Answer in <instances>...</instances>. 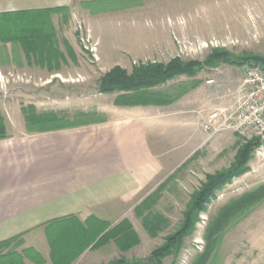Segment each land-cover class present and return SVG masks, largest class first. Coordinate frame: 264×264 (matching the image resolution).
Returning <instances> with one entry per match:
<instances>
[{"label": "rangeland", "instance_id": "rangeland-1", "mask_svg": "<svg viewBox=\"0 0 264 264\" xmlns=\"http://www.w3.org/2000/svg\"><path fill=\"white\" fill-rule=\"evenodd\" d=\"M83 3L74 1L70 7H62L69 8V13L51 15L52 25L49 26L56 35L58 51L66 58L64 63L58 60L59 67L50 69L46 60L34 57L28 60L20 46L16 49L12 44L5 46L0 42V112L13 135L28 132L22 109L31 106L39 114L56 112L66 114L71 120L79 113L93 114L97 120L106 119L115 107L117 94H101L99 81L116 66L130 73L139 63H167L178 56L185 61L204 62L215 49L226 50L236 58L247 55L264 58V0H100ZM131 5L133 7H127ZM113 8L118 9L112 11ZM78 20L91 29L99 43L100 61L95 62L80 42L76 28ZM95 34L101 36L102 42ZM195 43H209L210 46L200 50ZM239 67L225 64L206 68L197 76L206 80L217 73L226 81L231 80L227 88L230 102L220 107H227L237 99L241 80ZM191 83L192 78L181 77L161 89L174 92ZM237 135L226 132L208 142L212 145L204 150L199 165H188L182 171L181 182L157 209L169 221L164 231L154 238L141 228L143 245L127 257L115 260L123 258L138 264L147 261L152 250L179 228L191 195L206 181V175L229 167L241 143L258 139L252 135L246 138ZM259 141L262 143L261 139ZM250 167L247 174L234 179L218 193L208 211L200 216L194 234L184 240L178 259L170 256L163 264H193L196 261L205 250L204 234L210 220L231 200L264 185V161L256 152ZM109 258L112 255H106L103 260ZM207 264H264V201L226 230Z\"/></svg>", "mask_w": 264, "mask_h": 264}, {"label": "crops", "instance_id": "crops-1", "mask_svg": "<svg viewBox=\"0 0 264 264\" xmlns=\"http://www.w3.org/2000/svg\"><path fill=\"white\" fill-rule=\"evenodd\" d=\"M74 1L100 0H0V14L59 9ZM231 84L217 73L192 78L168 106L114 105L103 121L76 128L15 136L7 127L9 137L0 140V244H10L2 254L9 252L13 261L23 257L22 264H108L142 246L151 197L162 188L154 210L165 216L157 210L161 202L212 145L202 124L230 102ZM125 220L137 232L138 246L122 252L111 241L93 248ZM106 255L112 258L103 260Z\"/></svg>", "mask_w": 264, "mask_h": 264}, {"label": "trees", "instance_id": "trees-1", "mask_svg": "<svg viewBox=\"0 0 264 264\" xmlns=\"http://www.w3.org/2000/svg\"><path fill=\"white\" fill-rule=\"evenodd\" d=\"M83 4L85 3L82 2ZM127 7H133V5ZM118 8L123 9L124 7ZM118 8H113L112 11ZM59 12L67 14L70 9L59 8L46 11L0 14V42L5 46L12 44L13 48L16 49L20 46L28 60L34 57L43 61L46 60L50 69L53 66L59 67L58 60L64 63L66 58L58 51L55 42L56 35L51 30L52 26H49L52 25L51 15ZM103 12H107V10ZM54 54L59 57L56 58ZM52 61L55 62V65H52ZM249 63L264 66V58L252 55L236 58L226 50L215 49L204 62L185 61L178 56L167 63H139L133 67L130 73L126 69L116 66L101 77L99 92L104 95L117 94L114 105L118 107L168 106L182 96L188 88L179 87L174 92L162 90L161 87L169 82L180 77L196 78L199 74L205 72L206 68H217L225 64L243 66ZM22 112L26 120L28 133L58 131L103 121V119L97 120L96 116L90 113L76 114L73 120L65 116L66 114L60 115L56 112L39 114L34 106L28 109L23 108ZM8 137L5 118L0 112V140ZM259 145L261 143L258 139L241 143L229 167L214 174H207L206 181L191 195L179 228L168 235L161 246L151 252L146 262L139 264H163V261L170 256H173L175 260L178 259L184 246V240L194 234L200 216L208 211V206L217 198L218 193L231 184L234 179L240 178L250 171V162L253 160ZM161 191L162 188L151 197L149 202L150 213L143 219L144 228L154 238L160 232H163L169 224L165 216L154 210V206L161 196ZM263 201L264 185H261L257 189L231 200L222 207L217 215L210 220L204 234L205 250L198 255L193 264H207L217 247L218 241L226 230L248 216ZM144 213L145 211L142 210L140 215ZM111 241H114L122 252H127L141 243L132 224L126 220L105 232L93 248H100ZM9 244V241L0 244V264H22L23 257H20L18 261H13L9 252L6 255L2 254L3 249ZM108 264L138 263L122 258L113 260Z\"/></svg>", "mask_w": 264, "mask_h": 264}, {"label": "built area", "instance_id": "built-area-1", "mask_svg": "<svg viewBox=\"0 0 264 264\" xmlns=\"http://www.w3.org/2000/svg\"><path fill=\"white\" fill-rule=\"evenodd\" d=\"M76 28L85 50L95 62L100 61L99 43L94 39L91 29L80 20L77 21ZM210 44L214 46L213 43ZM195 46L202 50L210 45L200 43ZM214 83L215 80L208 81L209 85ZM202 129L208 140L226 132L238 134L243 138L252 135L261 139L262 143L256 154L264 161V66H243V78L237 90V99L227 107L213 110L202 124Z\"/></svg>", "mask_w": 264, "mask_h": 264}, {"label": "bare ground", "instance_id": "bare-ground-1", "mask_svg": "<svg viewBox=\"0 0 264 264\" xmlns=\"http://www.w3.org/2000/svg\"><path fill=\"white\" fill-rule=\"evenodd\" d=\"M57 77H59V76H57Z\"/></svg>", "mask_w": 264, "mask_h": 264}]
</instances>
